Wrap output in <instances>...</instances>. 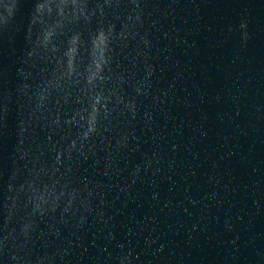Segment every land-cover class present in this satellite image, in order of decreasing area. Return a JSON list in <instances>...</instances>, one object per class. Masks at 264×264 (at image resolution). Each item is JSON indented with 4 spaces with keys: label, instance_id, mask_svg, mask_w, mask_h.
I'll use <instances>...</instances> for the list:
<instances>
[{
    "label": "water",
    "instance_id": "1",
    "mask_svg": "<svg viewBox=\"0 0 264 264\" xmlns=\"http://www.w3.org/2000/svg\"><path fill=\"white\" fill-rule=\"evenodd\" d=\"M0 264H264V0H0Z\"/></svg>",
    "mask_w": 264,
    "mask_h": 264
}]
</instances>
